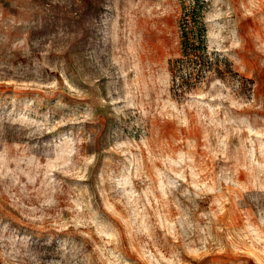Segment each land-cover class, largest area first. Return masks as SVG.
<instances>
[{"label": "rangeland", "instance_id": "obj_1", "mask_svg": "<svg viewBox=\"0 0 264 264\" xmlns=\"http://www.w3.org/2000/svg\"><path fill=\"white\" fill-rule=\"evenodd\" d=\"M0 264H264V0H0Z\"/></svg>", "mask_w": 264, "mask_h": 264}]
</instances>
